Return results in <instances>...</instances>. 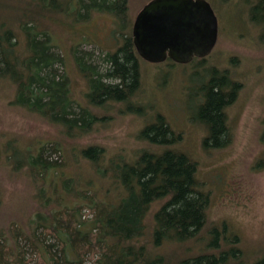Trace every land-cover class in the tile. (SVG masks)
<instances>
[{
	"label": "rangeland",
	"instance_id": "rangeland-1",
	"mask_svg": "<svg viewBox=\"0 0 264 264\" xmlns=\"http://www.w3.org/2000/svg\"><path fill=\"white\" fill-rule=\"evenodd\" d=\"M149 1L128 0L127 32L131 36L137 14ZM8 2L0 0V22L13 24L18 30L23 6L12 8ZM209 3L218 18L219 38L203 64L197 59L189 64L170 61L152 64L141 59L140 90L133 99L121 103L93 101L92 88L77 60L91 55L89 63L102 68L104 55L124 44L122 37L114 35L119 29L114 16L92 12L88 21H77L79 7L74 2L70 8L74 19L58 14L55 19L42 21L47 27L41 28L51 32L52 43L56 45L54 52L65 56L63 67L71 79L69 95L91 115L106 118L89 132L72 136L80 129L51 121L44 116L46 109L38 112L19 104L15 84L9 77L0 76V230L13 222L27 225L40 204L44 209L50 198L51 207H56L54 201L70 205L75 201L79 183L84 187L89 183L88 187L98 189L100 198L118 206L130 193L123 182L111 175L113 166L119 162L132 164L143 151L162 154L173 147L197 163L200 191L210 195L208 224L202 233L205 235L211 227L218 226L226 236L237 235L244 264L264 258V22L252 18L257 0H209ZM213 69L227 70L240 83L235 100L226 107L229 141L221 147L205 142L207 131L196 113L200 80L210 79ZM160 114L174 130L173 144L156 143L143 135L144 128L155 123ZM91 145L104 149L99 167L107 171L106 177L81 153ZM42 147L54 164L37 182L29 161L37 157ZM40 190L42 194L38 196ZM162 202L150 208L149 225ZM81 211L83 220L95 219L94 210ZM210 240L208 236L202 239V244L167 241L162 249L154 248L146 257L162 255L164 263L176 264L188 254L195 256L210 249L213 245ZM53 241L48 238V242ZM86 264H97L96 257L90 255Z\"/></svg>",
	"mask_w": 264,
	"mask_h": 264
},
{
	"label": "trees",
	"instance_id": "trees-1",
	"mask_svg": "<svg viewBox=\"0 0 264 264\" xmlns=\"http://www.w3.org/2000/svg\"><path fill=\"white\" fill-rule=\"evenodd\" d=\"M74 2L79 7L75 20L88 21L92 12L114 16L112 19L119 25L114 35L124 39V44L115 52L104 55L102 68L89 63L91 53L87 54V59L77 57L80 71L86 74L92 88L90 98L97 103L109 100L121 103L133 99L142 85V74L141 58L127 32L128 0H10L8 3L12 8L18 4L23 6L22 16L18 17V30L12 27L13 24L7 26L0 22V76L9 77L15 84L19 104L38 112L46 109L44 116L80 129L78 134L72 135L79 136L106 117L91 115L69 95L71 79L64 70L65 56L54 52L56 45L52 43L51 32L42 22L59 15L74 19L70 13ZM252 18L264 22V0H257ZM58 68L63 71L59 73ZM212 71L210 79L202 77L200 80L196 113L199 123L207 131L205 142L221 147L229 141L226 107L234 101L240 84L227 70ZM174 134L161 114L155 123L143 130L144 136L162 144L175 143ZM41 149L37 157L29 161L37 182L54 164L51 157L45 156L47 150ZM53 149L57 150L56 147ZM81 153L99 167L104 149L91 145ZM97 170L104 177L108 175L100 167ZM111 173L117 181L124 183L129 198L116 206L100 198L98 189H91L89 183L87 187L79 183L71 206L54 201L56 207H51L53 200L49 204L50 198L44 209L40 204L27 225L13 222L0 230V264H86L90 255L96 257L97 264H172V261L164 263L162 255L152 259L146 256L155 249H162L167 241L202 244V239L208 236L213 244L210 249L201 250L195 256L188 254L176 264H244L237 235L226 236L218 226L211 227L205 235L202 233L208 224L210 195L200 191L196 179L197 163L188 155L173 147L162 154L143 151L132 164L117 163ZM41 190L38 196L42 194ZM161 201L151 226L147 223L150 208ZM82 208L94 210L95 219L83 220ZM48 238L55 241L48 242ZM224 244L226 248H223ZM249 264H264V258Z\"/></svg>",
	"mask_w": 264,
	"mask_h": 264
},
{
	"label": "water",
	"instance_id": "water-1",
	"mask_svg": "<svg viewBox=\"0 0 264 264\" xmlns=\"http://www.w3.org/2000/svg\"><path fill=\"white\" fill-rule=\"evenodd\" d=\"M219 38V23L208 0H150L137 14L132 39L150 63L179 64L205 58Z\"/></svg>",
	"mask_w": 264,
	"mask_h": 264
},
{
	"label": "flooded vegetation",
	"instance_id": "flooded-vegetation-1",
	"mask_svg": "<svg viewBox=\"0 0 264 264\" xmlns=\"http://www.w3.org/2000/svg\"><path fill=\"white\" fill-rule=\"evenodd\" d=\"M210 56V55H209ZM208 57V56H207ZM207 57H205V58H194L192 61H194V60H198V61H200V60H202V61H204ZM145 61V60H144ZM173 62V63H176V62H174L173 60H171V59H167L165 62H162V63H152V64H165V63H167V62ZM191 61V62H192ZM150 63V62H149ZM176 64H179V63H176ZM187 64H189V63H187ZM172 64H169V66H171ZM236 81V80H235ZM237 82V81H236ZM238 84H240V83H238ZM239 88V87H238ZM238 90V89H237ZM236 94H237V92H236ZM235 97H236V95H235ZM234 100H235V98H234Z\"/></svg>",
	"mask_w": 264,
	"mask_h": 264
},
{
	"label": "bare ground",
	"instance_id": "bare-ground-1",
	"mask_svg": "<svg viewBox=\"0 0 264 264\" xmlns=\"http://www.w3.org/2000/svg\"><path fill=\"white\" fill-rule=\"evenodd\" d=\"M209 1V0H208ZM137 52V51H136ZM138 54V53H137ZM69 75V74H68ZM206 129V128H205ZM180 151V150H179ZM182 152V151H181ZM190 158V157H189ZM193 160V159H192ZM112 175V174H111ZM155 204H156V202H155ZM148 216H149V214H148ZM154 217V216H153ZM146 219V218H145ZM164 257V256H163Z\"/></svg>",
	"mask_w": 264,
	"mask_h": 264
}]
</instances>
